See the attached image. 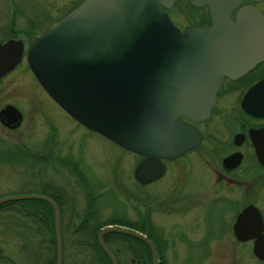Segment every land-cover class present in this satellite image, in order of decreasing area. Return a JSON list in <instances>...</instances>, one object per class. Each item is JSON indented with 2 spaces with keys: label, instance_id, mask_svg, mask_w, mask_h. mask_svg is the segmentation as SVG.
<instances>
[{
  "label": "water",
  "instance_id": "water-1",
  "mask_svg": "<svg viewBox=\"0 0 264 264\" xmlns=\"http://www.w3.org/2000/svg\"><path fill=\"white\" fill-rule=\"evenodd\" d=\"M173 0H82L53 25L33 37L24 51L20 39L0 42V78L25 53L29 71L47 96L69 117L122 149L142 156L133 179L147 184L165 171L163 160L197 146L199 134L181 118H206L231 59L232 41L215 33L225 22L189 27L180 33L162 8ZM210 0H194L197 2ZM19 111L0 109V124L15 128ZM34 199L52 210L55 262L61 264L59 214L47 195L14 194L6 201ZM263 225L257 209L242 208L232 224L236 241L252 240L251 252L264 261ZM106 233L142 241L157 264L151 241L140 231L105 225L96 242L110 264H117L104 244Z\"/></svg>",
  "mask_w": 264,
  "mask_h": 264
},
{
  "label": "rangeland",
  "instance_id": "rangeland-1",
  "mask_svg": "<svg viewBox=\"0 0 264 264\" xmlns=\"http://www.w3.org/2000/svg\"><path fill=\"white\" fill-rule=\"evenodd\" d=\"M75 5L74 0H0V42L18 38L27 47L33 37ZM4 103L14 104L23 117L14 130L0 125V197L50 193L52 187H58L71 196L75 209L81 210L86 194L72 169L50 159L57 156L72 162L89 181L98 197L97 221L116 215L139 223L148 210L149 220L166 239L162 264H264L253 256L250 242H237L232 235L231 223L239 203L232 205L228 195L203 190L204 176L195 154L180 161L190 162L191 168L172 164L166 170L165 161L161 178L149 184L137 183L132 171L140 156L77 125L44 93L24 54L14 70L0 80V107ZM16 150L30 156L21 158L14 154ZM5 152L9 156L2 155ZM183 173L184 185L180 181ZM11 218L21 217L0 213V254L14 264H25L32 261L31 254L23 247L25 237L19 233V225L7 223ZM63 242L64 264H89L91 251L76 250L67 239ZM110 246L123 248L121 241ZM120 264H131L127 255L120 253Z\"/></svg>",
  "mask_w": 264,
  "mask_h": 264
},
{
  "label": "flooded vegetation",
  "instance_id": "flooded-vegetation-1",
  "mask_svg": "<svg viewBox=\"0 0 264 264\" xmlns=\"http://www.w3.org/2000/svg\"><path fill=\"white\" fill-rule=\"evenodd\" d=\"M74 1L77 5L82 0ZM193 1L173 0L162 10L180 33L189 27L211 25L213 19L218 24L226 22L230 27L217 28L215 33L227 35L226 39L232 41L231 45L225 47L230 49L231 59L227 63L226 72L222 74L206 118L196 121L181 118L183 123L198 132L197 146L162 162L164 165L166 161V170L172 164H178L180 169L187 170L191 168L190 162L180 161L192 153L195 154L197 166L204 176L201 178L204 183L203 190L216 196L228 195L232 205L239 203L231 223V232L237 213L245 206L252 205L260 214L264 233V0H210L209 3L199 1L197 4ZM27 47L24 46V51ZM23 54L25 56V53ZM6 105H11L19 111V126L22 122V112L12 103H4L0 109ZM75 123L81 126L76 121ZM18 126L2 127L14 130ZM41 152L42 150L40 154ZM67 168L71 169L68 166ZM72 172L81 183L83 194L97 195L91 191L89 181L83 173L74 170ZM181 180L184 185L185 173ZM52 188L51 195L43 194L49 196L57 206L59 188ZM67 200L68 204H64L63 209L80 211L75 209L71 196L67 197ZM95 211L98 213V209ZM68 219L65 218L67 221ZM67 241L70 240L67 238ZM246 242L252 243V240L240 243ZM2 256L3 264H11L10 257L4 254ZM26 263L39 264L40 261Z\"/></svg>",
  "mask_w": 264,
  "mask_h": 264
},
{
  "label": "trees",
  "instance_id": "trees-1",
  "mask_svg": "<svg viewBox=\"0 0 264 264\" xmlns=\"http://www.w3.org/2000/svg\"><path fill=\"white\" fill-rule=\"evenodd\" d=\"M6 154L9 156V153L7 152L2 155L5 156ZM12 154L13 153H11V155ZM14 154L21 156V158L30 156L28 153L19 150H16ZM50 159L56 163L65 164L72 170L78 172L75 167H72V162L69 160L61 159L57 156H51ZM44 193L51 195V192L47 193V191H45ZM52 195L55 196V194ZM58 196L57 209L59 214V233L61 241V264H64L65 259V247L63 241L67 238L70 240V245L76 250L81 251L83 249H88L91 251V253L89 252V264H110L108 258L101 251L96 242V233L105 225H119L145 233L146 237L151 241L155 248L158 259L157 264H162L166 239L163 238L161 229L153 226L149 220V217L147 216L148 210H146V215L139 219V223L131 222L116 215L109 217L105 221L99 222L96 217H94L96 215L95 210L97 209L95 206V200L98 198L97 196L86 195V205L80 211L63 209V205L68 204V195H66L63 189L58 190ZM4 212L8 214V217H10V214L12 213H17L22 218H14L13 220L11 218L7 223L10 226L13 224L19 225L21 228L19 233L25 237L23 247L27 246L28 252L31 254L32 261L30 262L38 260L40 261L39 264H54L55 245L52 210L50 206L41 200H12L0 204V213ZM66 217L69 218L68 221L65 220ZM34 236L36 237V239L34 238V241H26L28 237L33 238ZM102 239L112 253L117 264H120V253L127 255L131 264H150L149 249L142 241L118 233H106ZM120 241L123 248L121 249L117 247L116 249H112L110 243L116 244V242ZM2 258L3 256L0 254V260H2ZM11 263L14 264L12 261Z\"/></svg>",
  "mask_w": 264,
  "mask_h": 264
}]
</instances>
